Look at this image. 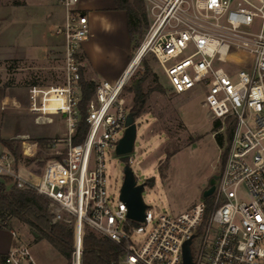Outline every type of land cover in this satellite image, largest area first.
I'll use <instances>...</instances> for the list:
<instances>
[{
  "label": "built area",
  "instance_id": "built-area-1",
  "mask_svg": "<svg viewBox=\"0 0 264 264\" xmlns=\"http://www.w3.org/2000/svg\"><path fill=\"white\" fill-rule=\"evenodd\" d=\"M51 1L63 9L54 29L63 41L62 81L30 84L26 100L16 99L14 106L36 120L58 117L64 129L43 146L22 134L23 157L43 149L48 154L41 171L6 150L0 177L46 196L52 221L71 224V264H81L87 229L121 245L120 264H184L188 240L192 264H264V0H142L148 25L130 59L140 54L136 67L126 75L129 61L115 80L91 78L84 115L80 48L90 36L88 16L80 0ZM146 54L173 93L202 90V103L223 125L217 132L231 126L232 134L209 196L176 214L146 206L143 220L135 221L127 217L120 189L117 196L107 189L104 154L106 148L115 152L124 133L130 107L122 91ZM82 120L86 129L79 139ZM124 157L130 166L132 158ZM3 263L41 264L22 243Z\"/></svg>",
  "mask_w": 264,
  "mask_h": 264
},
{
  "label": "rangeland",
  "instance_id": "rangeland-1",
  "mask_svg": "<svg viewBox=\"0 0 264 264\" xmlns=\"http://www.w3.org/2000/svg\"><path fill=\"white\" fill-rule=\"evenodd\" d=\"M91 1L94 6H108L119 18L106 20L107 25L103 20L98 22L93 36L94 41L102 43L97 51L100 60L95 69L96 78L109 79L123 62L126 64L133 57L146 31L148 17L146 15L147 24L140 36L132 42L129 40L125 61H122L115 48L125 51L123 45L127 43L128 35L123 22L125 11L115 8L113 0ZM62 20L63 9L51 0H0V88L25 101L26 89L31 83L57 84L62 81L63 41L54 32L55 25ZM83 58L81 54V60ZM147 68L149 72L142 83L147 94L141 113L135 117L136 139L129 154L132 158L130 166L139 183H144L141 195L146 206L155 213L176 214L201 200L209 178L222 170V148L217 145L214 132L223 125L216 131L212 130L214 120L202 103V90L173 93L160 66L150 54L142 57L124 85L122 96L130 109L134 101L129 87ZM82 72L86 80L91 79L86 62ZM6 119L15 122L16 131L29 135L32 140L59 136L64 129L58 117L51 123L44 118L36 120L28 112H12ZM20 145L21 142L20 161L24 163L27 157L22 156ZM39 152L45 160L48 156L46 151ZM167 152L172 155L167 157ZM104 156L107 189L117 196L126 157L116 155L109 148L105 149ZM149 178H153L152 185L146 182ZM6 184L11 186L12 181L6 179ZM11 223L21 238L28 242L31 235L29 227L16 218H11ZM30 250L42 264H66V260L45 240L31 242Z\"/></svg>",
  "mask_w": 264,
  "mask_h": 264
},
{
  "label": "trees",
  "instance_id": "trees-1",
  "mask_svg": "<svg viewBox=\"0 0 264 264\" xmlns=\"http://www.w3.org/2000/svg\"><path fill=\"white\" fill-rule=\"evenodd\" d=\"M113 3L115 8L125 11L128 37L130 42L134 41L140 36L144 26L147 24L143 1L113 0ZM148 72L147 68L140 78L132 81L129 87L134 101L130 111L134 112L136 116L141 113L143 100L147 94L143 91L142 83ZM80 83L82 86L80 109L84 115L86 102L91 97L94 89V82L92 80H86L82 74ZM220 127L221 121L218 119L214 120L212 130L216 131ZM85 129L86 124L82 120L79 126V132H81L79 139L82 138ZM231 134L232 127L227 126L223 133L216 132L214 135L217 145L222 148L221 160L223 163L226 155L225 142L230 138ZM47 138L38 137L36 140L39 143H44ZM20 142V137H0V143L14 155L17 161L22 159L19 151ZM166 155L170 157L172 153L167 152ZM24 161L26 166L37 172L41 171L44 164V159L40 152L34 157L24 158ZM6 179L8 178L0 177V225L5 228H11V218L18 219L29 227L30 233L33 235V241H47L66 260V264H71L73 250L71 224L52 221L53 215L48 208L49 200L46 196L30 188L20 189L15 185L7 187ZM146 182L152 185L153 178L147 179ZM204 200L207 202L210 201L209 198H204ZM122 253L123 250L120 244L104 236H100L89 229L86 230L83 239L81 264H120ZM4 256L1 257V260L4 259Z\"/></svg>",
  "mask_w": 264,
  "mask_h": 264
},
{
  "label": "crops",
  "instance_id": "crops-1",
  "mask_svg": "<svg viewBox=\"0 0 264 264\" xmlns=\"http://www.w3.org/2000/svg\"><path fill=\"white\" fill-rule=\"evenodd\" d=\"M109 5H111V3H109ZM79 7L87 13L88 20H89V28H90V36L85 41L82 42L81 48H80V52L84 56V58L82 59V62L83 61L84 62L82 64L86 62V64L90 67V74H89L90 78L97 79L96 74H95L96 73L95 69H96V65L98 64V60H100L97 54L99 52L97 51L99 50L102 43L94 41L93 39L94 31L96 30L98 22L103 20L105 22V25H107L108 21L106 20L111 18L114 21V19H119V18L117 17L115 11H111L110 8L108 9V6H102V7L94 6L92 5L91 0H80ZM118 16L122 17V15H119V14ZM123 22L125 24V28H127L125 17H124ZM126 36H127V39H126L127 43H125V46L123 45V47L125 48V51L121 52L119 48L117 47L115 48L117 43L114 44L115 45L114 48L115 50L118 51L117 53L118 55L121 56L122 61H125V56H126L125 54L128 50V45H129L128 44L129 37L127 34ZM61 50H62V43H61ZM107 57L109 58V56ZM126 65H127V62L126 64L125 62H123L121 67L113 75H111L108 80L110 79L115 80L125 69ZM13 95L14 96L7 93L3 88H0V137L2 138L21 137L22 135L21 134L22 132L16 131L17 128L15 126V122H10L9 119L8 120L6 119V116L12 112H15V113L21 112V109H18L16 106H14V101L17 98L15 96L16 95L15 93ZM54 104H55V100L52 98V100L49 103V106L53 107ZM6 150L7 149L0 143V154L5 152ZM12 230L15 231L16 233L15 236L11 233ZM27 241L28 242H26L24 239L21 238V235L18 234V232L16 231L12 223H11V228H5L0 225V264H4L3 260H1V257H3L6 253H8V251H10L12 248L19 246L21 243L22 244L27 243V245L30 248L31 242H35L33 241L32 234L30 235V238ZM39 263L42 264L43 262L40 261Z\"/></svg>",
  "mask_w": 264,
  "mask_h": 264
},
{
  "label": "water",
  "instance_id": "water-1",
  "mask_svg": "<svg viewBox=\"0 0 264 264\" xmlns=\"http://www.w3.org/2000/svg\"><path fill=\"white\" fill-rule=\"evenodd\" d=\"M135 113L130 111L126 115V128L123 135L115 146V154L125 156L133 151L136 139V122ZM123 179L120 186V198L125 202L127 208V217L135 221H142L144 218V210L146 204L142 199V190L144 183L136 184L133 171L129 165H125L123 169ZM220 176V172L213 174L208 180V186L202 190V197L209 196L214 188L216 179ZM189 240L183 246L184 264H192L189 251Z\"/></svg>",
  "mask_w": 264,
  "mask_h": 264
},
{
  "label": "bare ground",
  "instance_id": "bare-ground-1",
  "mask_svg": "<svg viewBox=\"0 0 264 264\" xmlns=\"http://www.w3.org/2000/svg\"><path fill=\"white\" fill-rule=\"evenodd\" d=\"M139 56H140V54H138L134 59H132L130 61V65H129V68L126 72V75L129 74L136 67V65L138 63Z\"/></svg>",
  "mask_w": 264,
  "mask_h": 264
}]
</instances>
